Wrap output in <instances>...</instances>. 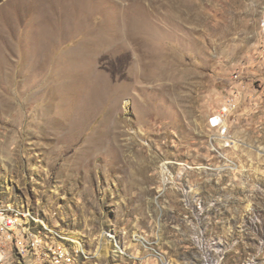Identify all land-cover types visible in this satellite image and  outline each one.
Wrapping results in <instances>:
<instances>
[{
	"label": "rangeland",
	"instance_id": "1",
	"mask_svg": "<svg viewBox=\"0 0 264 264\" xmlns=\"http://www.w3.org/2000/svg\"><path fill=\"white\" fill-rule=\"evenodd\" d=\"M27 2L0 26V198L74 264H264V0L0 9ZM68 10L81 24L64 35Z\"/></svg>",
	"mask_w": 264,
	"mask_h": 264
},
{
	"label": "bare ground",
	"instance_id": "2",
	"mask_svg": "<svg viewBox=\"0 0 264 264\" xmlns=\"http://www.w3.org/2000/svg\"><path fill=\"white\" fill-rule=\"evenodd\" d=\"M44 1L46 4V7L48 9V13L52 12L55 6L66 4L69 6H75L77 4L78 7L85 6L83 10H86L91 5V0H41ZM40 2V0H39ZM87 5V6H86ZM40 6L37 4L34 6V8H39ZM45 12H47L45 9H43ZM69 11V10H68ZM3 12V13H2ZM68 13V15L63 20L62 24H59L56 28L61 31L64 35V31H74L76 26H79L81 23L80 21H74V11ZM54 15V13H52ZM29 16V2H27L25 5H14L10 4V6L0 9V26L1 24H8L7 22L10 21V19H17L20 20L23 17ZM11 23V21H10ZM104 25H111L106 20L102 21ZM11 25V24H10ZM69 26V27H67ZM65 27V30L63 31ZM80 27V26H79ZM1 28V27H0ZM27 31L29 32V20H27ZM86 35L90 36H97L96 30L93 31L91 29L85 30ZM233 119H229V131H230V125L231 121ZM5 212V217L10 219L11 221H24V226L30 227V234L34 235L35 238H41L38 239V250L41 251L44 254V263L49 264V262H53L54 264H74L75 257L73 254H71L66 247H57L53 248L50 247L49 244L46 241V238L48 237L47 233H44L43 229L38 226L39 222H42L45 226V223L40 220L39 218L35 217L31 209L25 208L24 206L17 204L12 201H8L5 199L0 198V214ZM46 230L48 227H46ZM68 239H71L76 246H80V248L85 249V245L83 241L78 238L75 235H66ZM66 238V239H67ZM118 243V242H117ZM77 250V252H79ZM7 255L13 256V258H16V261L21 262V253H16V248L14 247V241H7ZM61 256V257H58ZM18 258V260H17Z\"/></svg>",
	"mask_w": 264,
	"mask_h": 264
},
{
	"label": "built area",
	"instance_id": "3",
	"mask_svg": "<svg viewBox=\"0 0 264 264\" xmlns=\"http://www.w3.org/2000/svg\"><path fill=\"white\" fill-rule=\"evenodd\" d=\"M259 55L264 59V46L263 52H259ZM246 68H248V65L244 64L234 72L232 77L234 82L241 81L242 74L247 70ZM236 86L222 97L220 106L212 118L213 127L218 129L213 142L220 147L232 145L229 141V133H231L229 131V119H235L242 102L238 85ZM251 98L253 96H250L249 101ZM216 144L214 146L215 150L218 149ZM38 239L41 238H35L34 235L30 234V227L24 226V221H11L5 217V212L0 214V264H12L13 262V256L7 255V241H14L16 253H21L20 264H25L28 261L31 264H47L44 263V254L38 250Z\"/></svg>",
	"mask_w": 264,
	"mask_h": 264
},
{
	"label": "crops",
	"instance_id": "4",
	"mask_svg": "<svg viewBox=\"0 0 264 264\" xmlns=\"http://www.w3.org/2000/svg\"><path fill=\"white\" fill-rule=\"evenodd\" d=\"M17 262H20V261H17ZM30 261L26 262L25 264H29ZM21 263V262H20Z\"/></svg>",
	"mask_w": 264,
	"mask_h": 264
}]
</instances>
